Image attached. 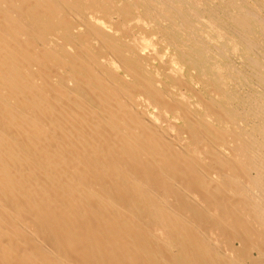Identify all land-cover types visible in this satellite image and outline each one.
<instances>
[{"label": "bare ground", "instance_id": "1", "mask_svg": "<svg viewBox=\"0 0 264 264\" xmlns=\"http://www.w3.org/2000/svg\"><path fill=\"white\" fill-rule=\"evenodd\" d=\"M253 1L0 0V264H264Z\"/></svg>", "mask_w": 264, "mask_h": 264}, {"label": "rangeland", "instance_id": "2", "mask_svg": "<svg viewBox=\"0 0 264 264\" xmlns=\"http://www.w3.org/2000/svg\"><path fill=\"white\" fill-rule=\"evenodd\" d=\"M251 1V0H250ZM253 1V0H252ZM254 2V1H253ZM232 62L239 68H241L244 71H248L250 68L247 66L246 60L239 54V52H235L231 54ZM240 59V60H239ZM244 63V64H243ZM243 64V66H242ZM247 64V65H246ZM245 68V69H244ZM241 93L246 94L248 92L247 86H239L238 88ZM244 91V92H243Z\"/></svg>", "mask_w": 264, "mask_h": 264}]
</instances>
